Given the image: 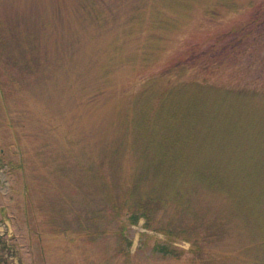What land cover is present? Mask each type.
<instances>
[{
  "label": "rangeland",
  "instance_id": "374dc122",
  "mask_svg": "<svg viewBox=\"0 0 264 264\" xmlns=\"http://www.w3.org/2000/svg\"><path fill=\"white\" fill-rule=\"evenodd\" d=\"M263 8L0 0V264H264Z\"/></svg>",
  "mask_w": 264,
  "mask_h": 264
},
{
  "label": "trees",
  "instance_id": "16d2710c",
  "mask_svg": "<svg viewBox=\"0 0 264 264\" xmlns=\"http://www.w3.org/2000/svg\"><path fill=\"white\" fill-rule=\"evenodd\" d=\"M220 2H222L223 0H219ZM264 9V8H263ZM261 15L264 16V10L263 12L261 13ZM137 207L135 209L132 210V213H131V217H132V220L133 221H136L141 215H143L145 217V220L146 222L148 221L149 217L151 216L150 215V211L148 209V207H146L144 210H137V209H140V206L139 204L137 203L136 205ZM187 239V238H186ZM165 248V247H164ZM4 256L3 254H0V263L4 260Z\"/></svg>",
  "mask_w": 264,
  "mask_h": 264
}]
</instances>
